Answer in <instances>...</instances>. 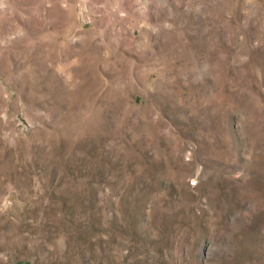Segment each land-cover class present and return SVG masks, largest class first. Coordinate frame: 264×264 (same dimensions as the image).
Masks as SVG:
<instances>
[{
	"label": "rangeland",
	"instance_id": "1",
	"mask_svg": "<svg viewBox=\"0 0 264 264\" xmlns=\"http://www.w3.org/2000/svg\"><path fill=\"white\" fill-rule=\"evenodd\" d=\"M0 264H264V0H0Z\"/></svg>",
	"mask_w": 264,
	"mask_h": 264
}]
</instances>
